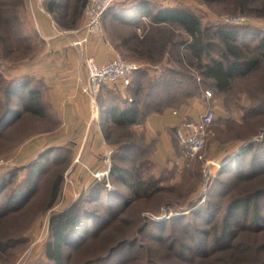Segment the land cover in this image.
<instances>
[{"label": "rangeland", "instance_id": "374dc122", "mask_svg": "<svg viewBox=\"0 0 264 264\" xmlns=\"http://www.w3.org/2000/svg\"><path fill=\"white\" fill-rule=\"evenodd\" d=\"M142 1L150 3L154 10L159 7H186L198 15L203 26H243L264 32V0H247L246 5H239L236 0H118L111 13L122 7L132 8ZM2 2H6L4 11L14 17L16 29L23 33V42L19 43L21 46L16 47L15 44L8 51L0 41V95L5 96L3 91L6 87L20 78L30 79L31 86L46 89L44 82L32 75L37 72L33 71L34 60L45 55L47 48L36 29L30 0H0V4ZM3 14L6 13L0 14V34L5 26L2 23ZM106 15L102 31L105 29ZM160 29L166 38L174 41L182 34V29L177 25L160 26ZM121 30L115 24L108 26V37L113 35L114 39L117 38L115 31ZM137 31L141 37L147 33L144 25ZM159 35L161 33L149 34L150 41L156 42V46ZM170 48L171 46L161 55L158 54L159 48H156V55L146 63L147 61L128 56L131 53L125 47H119L116 51L122 53L127 60L142 62L153 68L144 69L149 75L139 73L133 77L132 85L125 95L127 99L120 90L110 91L108 87L104 88L96 96L94 109L90 107V116H94L95 122L91 126L87 123L82 129H74L64 125L58 105L56 107L51 98L45 97L46 102H49L48 116L44 119L28 118L24 124L30 127L31 132L23 138L18 136L20 139H8L7 143L0 146V157H15L13 166L0 171V181L6 178L9 188L15 187L25 178L30 171V164L39 159L41 154L49 159L44 161L53 174L40 183L39 195L33 202L20 206L6 219L2 220L0 215V264H53L45 254L50 240L51 215L77 200H82L92 209L91 195L96 192H103L101 199L105 204V196L111 191L130 196L126 205H122L123 212L105 215L103 207L99 206V214L103 218L98 221L99 224L91 227L81 248L65 250V254L69 255L67 264H198V255L202 252L211 255L205 263L200 264H264V232L247 231L242 227L235 234L234 243L227 246L229 248L216 251L206 248L200 251V239L208 240L205 236L211 223L195 216L197 210L212 205L209 202H215L219 212L214 221L219 223L226 211L228 196L236 197L264 188V174L252 181L245 179L249 171V158L244 161V167L240 170L243 171V178H234V182L229 178L224 183L225 177L221 173L225 166L233 165L238 158L235 156L250 143L254 142L257 147L262 143L264 63L251 75L237 79L229 92L218 93L190 65L192 56L189 51L183 53L184 59L180 63L170 53ZM172 50L175 54L176 50ZM155 67L162 68V72L154 71ZM173 72L178 74L170 76L184 85L180 91L173 90L174 96L170 98H174V102H160V105L164 102L171 104L163 111L173 110L193 100L198 107L202 101L204 110L197 109L195 115L190 114L191 117H196L207 109L215 114L205 147L194 158L189 157L179 145L176 130L170 131L172 141L166 151L160 144V137L150 133L147 135L144 128L146 116L162 112L158 108L160 105L157 106L158 102L156 105L152 104L157 99L147 96L144 86L152 84L161 74L165 76ZM138 88H141L140 91ZM205 91H209L211 96L207 97ZM129 98L138 101V108L143 115L138 116L137 123L133 126L107 123L106 106H122ZM2 99L0 98V102ZM88 103L90 105V98ZM20 132L16 131L14 135H19ZM39 135L49 136L50 142L42 143L40 139L31 146V150L24 151L25 142ZM37 149L39 152H36ZM113 167L137 171L144 179L151 180L156 185L151 194L142 198L134 196L120 178L112 176ZM232 174L234 173H230V176ZM57 179H61L59 198L54 205L47 206L50 191ZM258 204L264 208V198L259 199ZM237 214L235 222L245 226L244 214L242 211ZM100 224L102 229L97 230ZM260 224H264V221ZM198 228L202 230L201 233L196 230ZM230 241L229 238L228 242ZM122 242L123 245L115 249L114 255L113 247ZM183 251L188 257L179 262L177 260ZM100 257L103 258L98 260Z\"/></svg>", "mask_w": 264, "mask_h": 264}, {"label": "trees", "instance_id": "16d2710c", "mask_svg": "<svg viewBox=\"0 0 264 264\" xmlns=\"http://www.w3.org/2000/svg\"><path fill=\"white\" fill-rule=\"evenodd\" d=\"M236 2L240 3L239 5H246L247 0H236ZM2 3L0 4V14L3 12L6 14L1 15L2 23L5 26L3 33L0 34V41H2L8 51H11L15 44L17 47V45H20L19 43L23 42V33L16 29V24L13 21L14 17H10L4 11V4L6 2ZM55 3L56 0L49 1V11L53 10ZM86 3L87 0H73L70 17L64 14L63 21L62 18L56 17L55 19L65 24L75 23L81 14L84 15L83 10ZM111 15V18L115 21V25L122 28L121 32L115 31V36L121 41L122 47L115 42L116 38L114 39L113 35H111L110 39L118 48L125 47L129 53L134 54H128V56L136 57L148 63L156 55L154 54L156 48H159L158 54L161 55V53L164 54L168 47L171 46L170 53H173L176 61L182 63L184 59L183 53L189 51L192 56V62L189 61L190 65L195 68V71L199 73L202 80L204 82L208 81L218 93L229 92L237 79L251 75L264 63V32L251 30L243 26H203L198 15L186 7H159L154 10L151 8L150 3L142 1L136 3L132 8L122 7ZM142 16H146L149 19L148 23L143 24L147 31L143 37L137 33L136 29H133L140 22ZM165 25L179 26L182 29V34L175 41L166 38L162 29H160V26ZM153 32L161 33L158 36L157 46L155 45L156 42L149 39V34ZM172 48L176 50L175 54ZM145 72L147 71L142 69L136 72L135 75L139 73L144 74ZM176 74L178 73L173 72L165 76L161 74V77H164H157V80L152 81V84L146 82L148 86H144L143 88L145 93L147 96L157 99L152 103L153 105H156L157 102V106L160 105L162 100L174 102V98H170L174 96L173 90L180 91L184 85L181 81L178 82V80L170 76ZM12 82L10 87L7 86L6 90L3 91L5 96L0 95V98H3V101L5 100V103L3 101L0 102V146L6 141L8 142V139H20L23 136H27L31 132L30 127L24 124L28 118L44 119L48 116L49 102H46L45 98L47 97L46 89L31 86L30 79L20 78ZM131 85L132 82L126 88L129 90ZM142 86L140 87L142 88ZM107 87L110 91L111 89L118 90L114 86H103L98 95ZM141 88H138V90L140 91ZM123 97L125 98L124 95ZM166 102L158 108L163 111L165 107L171 105ZM138 107V101L133 98H129L128 102L122 106L109 104L105 108L107 114L106 121L107 123L119 126H133L137 123L138 116H143ZM16 131L21 132L19 135H14ZM20 135L21 137H18ZM235 158L237 160L233 162V165L228 164L227 167L225 166L221 170V173L225 177L223 178L224 183L229 178L232 182H234V178H243V171L240 170L244 165V161L248 158L249 171L245 179L252 181L256 177H261L264 174V137L258 147L254 142L250 143ZM44 160L49 159L44 154H41L39 159L32 162L28 168L30 171L15 187L9 188L6 178L0 181V215H2V220L6 219L10 213L17 210L20 206L30 204L38 197L40 183L48 176L53 175L49 172ZM236 170L238 172L235 173L234 171ZM230 173H234L232 174L233 176H230ZM111 174L114 177L120 178L132 195L141 198L151 194L156 185L155 182L144 179L141 174L137 171H132V169L113 167ZM60 183L61 179H57L54 182L47 200V206H52L57 202L60 195ZM93 194L91 195V201H93L92 209L86 206V203H83L82 200H77L64 210L51 215L50 240L47 243L45 254L53 264H67L69 255L65 254V250L74 247L81 248L84 245L85 238L89 235L91 227L97 225L98 221L103 218L99 214V206L103 207V212H106L105 215H112V213L121 214L124 210L122 205H126V202L130 199V196L126 194L111 191V193L108 192L106 194V202L104 204V200L101 199L103 192ZM261 198H264V188L236 197H232V195L228 196L229 202L227 201L228 205L223 217L220 219V225L214 221L215 216L219 212V208L215 206V202H209L212 205H207L203 209L197 210L195 213L196 217H202L203 221L211 223V226L208 228V234L205 236L208 240L205 241L206 238H201L198 249L202 251L206 248H212L213 251H216L218 249L229 248L227 246L234 243L235 234L242 227L247 229V231L264 232V224H260L262 220L264 221V208L258 204V200ZM239 211H242L245 216V226H242L244 225L243 223L237 224L235 222L238 217L237 212ZM97 227V230L102 229L101 224ZM196 230L200 231V228ZM229 238L231 239L230 242H228ZM118 244L113 247L112 251H114V255H116L115 249L123 245V242L117 246ZM0 249H2L1 243ZM187 250L191 251L192 248H187ZM185 253L184 251L181 252L177 261L182 262L186 259L188 256ZM210 255V253L207 254L206 252L199 254L198 264L205 263L210 258ZM102 258L100 257L98 260ZM190 259L187 258V260Z\"/></svg>", "mask_w": 264, "mask_h": 264}, {"label": "crops", "instance_id": "0c3cea01", "mask_svg": "<svg viewBox=\"0 0 264 264\" xmlns=\"http://www.w3.org/2000/svg\"><path fill=\"white\" fill-rule=\"evenodd\" d=\"M50 0H32V16L37 31L44 40L47 48V53L42 57L34 60V69L32 75L35 79L42 80L48 90L47 97L52 99V103L57 107L61 119L66 126L74 129H82L91 126L95 123L90 116L92 108L91 100L81 90V82L87 77V71L81 60V53L78 47L72 45V41L76 38L74 32L84 25V15L75 23H63L57 21L56 17L62 18L66 15L70 17L73 0H56L53 5V10H48ZM64 1V2H63ZM61 3V4H60ZM60 5V6H59ZM111 8L105 19V29L99 34H94L88 43V52L96 57L98 62H103L111 58L114 52L118 49L117 45L108 37V26L114 25L115 21L111 18ZM84 11V10H83ZM65 14V15H64ZM149 22L146 16H142L140 22L135 29L140 31V26ZM138 32V31H137ZM115 41L121 45V41L116 38ZM125 96L128 93L126 87H117ZM181 104V103H180ZM195 105L193 100L181 104L173 110H165L160 113H152L145 117L144 128L148 133L156 137H160V144L164 150H168L170 146L171 132L176 130L181 121V114H174V110L180 113H188L195 115L196 110H204V103ZM91 107V108H90ZM98 121V119H96ZM97 125V124H96ZM37 137V138H36ZM45 143L50 142L49 136H35L25 142V150H31V146L37 141ZM22 151V150H21ZM36 152H39L37 149ZM21 156V155H20Z\"/></svg>", "mask_w": 264, "mask_h": 264}, {"label": "built area", "instance_id": "2783aa9c", "mask_svg": "<svg viewBox=\"0 0 264 264\" xmlns=\"http://www.w3.org/2000/svg\"><path fill=\"white\" fill-rule=\"evenodd\" d=\"M31 2L32 0H30L32 5ZM117 2L118 0H87L84 8V25L74 32L76 38L72 45L80 49L81 60L87 71L86 79L81 82V90L90 98L93 109L96 96L103 86L127 87L136 72L153 68L142 62L127 60L119 51H115L111 58L103 62H98L96 57L89 54L88 43L91 37L102 32L104 16ZM154 71L161 73L162 68L155 67ZM205 94L207 97L211 96L209 91H205ZM173 113L182 115L176 128L179 145L189 157H197L205 147L210 127L215 119L214 112L207 109L196 117H191L185 112L180 113L178 110H174ZM14 163L15 157H0V171L13 166Z\"/></svg>", "mask_w": 264, "mask_h": 264}, {"label": "water", "instance_id": "95a60500", "mask_svg": "<svg viewBox=\"0 0 264 264\" xmlns=\"http://www.w3.org/2000/svg\"><path fill=\"white\" fill-rule=\"evenodd\" d=\"M248 145V144H247Z\"/></svg>", "mask_w": 264, "mask_h": 264}]
</instances>
